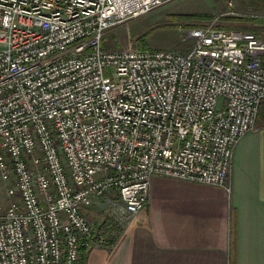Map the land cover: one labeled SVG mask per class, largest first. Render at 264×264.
<instances>
[{
  "label": "built area",
  "instance_id": "obj_1",
  "mask_svg": "<svg viewBox=\"0 0 264 264\" xmlns=\"http://www.w3.org/2000/svg\"><path fill=\"white\" fill-rule=\"evenodd\" d=\"M169 0H0V264H80L112 248L155 174L230 191L264 99V38L191 28L187 52L104 49ZM106 204L95 227L86 210ZM118 229V230H117Z\"/></svg>",
  "mask_w": 264,
  "mask_h": 264
},
{
  "label": "crops",
  "instance_id": "obj_2",
  "mask_svg": "<svg viewBox=\"0 0 264 264\" xmlns=\"http://www.w3.org/2000/svg\"><path fill=\"white\" fill-rule=\"evenodd\" d=\"M229 184L153 175L146 208L80 264H264V127L238 143Z\"/></svg>",
  "mask_w": 264,
  "mask_h": 264
},
{
  "label": "rangeland",
  "instance_id": "obj_3",
  "mask_svg": "<svg viewBox=\"0 0 264 264\" xmlns=\"http://www.w3.org/2000/svg\"><path fill=\"white\" fill-rule=\"evenodd\" d=\"M202 13L210 14L211 18L191 19V24L195 22L208 24L218 18L217 24L234 23L244 26L253 21H235L229 20V17L236 15L264 17V0H169L145 15L128 19L108 29L104 35V44L108 49H135L137 38L151 32L148 43L152 49L187 52L193 44V39L188 35L192 27L180 24L181 20L177 19L176 15ZM260 36L264 38V33ZM7 186L6 182L0 180V215L4 214L12 202V198L7 195ZM86 213L95 227L112 219L106 204H93Z\"/></svg>",
  "mask_w": 264,
  "mask_h": 264
},
{
  "label": "trees",
  "instance_id": "obj_4",
  "mask_svg": "<svg viewBox=\"0 0 264 264\" xmlns=\"http://www.w3.org/2000/svg\"><path fill=\"white\" fill-rule=\"evenodd\" d=\"M177 19L181 20L182 25L184 26H190L192 28L195 27H203L206 24H198V22H195L191 24V19H198V20H207L208 18H211L210 14L202 13V14H185V15H176ZM184 18V19H182ZM227 18V17H225ZM235 20V21H253L250 23H246V25H241V24H216L215 27L224 29L227 32L230 31H251L256 33L257 35H261L264 33V17H259V16H249V15H236V16H230L229 20ZM193 21V20H192ZM256 21V22H254ZM260 22V24H259ZM151 32H146L145 34L139 36L137 38V48L140 50H153L149 43H148V36L150 35ZM102 47L104 49H108L105 44H104V38L102 41ZM257 127H264V99L261 101L259 105V113H258V118H257ZM118 230V229H117ZM231 239H232V249H234V245L237 243V232H236V219L233 217L231 220ZM88 249H84L83 254H82V259L81 262L84 261L86 257Z\"/></svg>",
  "mask_w": 264,
  "mask_h": 264
}]
</instances>
